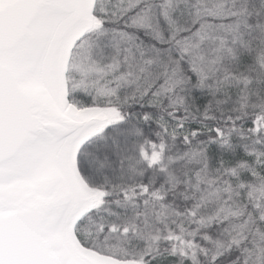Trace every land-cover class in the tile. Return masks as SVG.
Returning <instances> with one entry per match:
<instances>
[{"label":"snow or ice","instance_id":"6c2138e0","mask_svg":"<svg viewBox=\"0 0 264 264\" xmlns=\"http://www.w3.org/2000/svg\"><path fill=\"white\" fill-rule=\"evenodd\" d=\"M0 264H264V0H0Z\"/></svg>","mask_w":264,"mask_h":264}]
</instances>
